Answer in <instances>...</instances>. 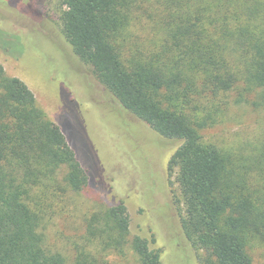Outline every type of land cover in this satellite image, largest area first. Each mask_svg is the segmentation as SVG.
Returning <instances> with one entry per match:
<instances>
[{
	"label": "trees",
	"instance_id": "trees-1",
	"mask_svg": "<svg viewBox=\"0 0 264 264\" xmlns=\"http://www.w3.org/2000/svg\"><path fill=\"white\" fill-rule=\"evenodd\" d=\"M57 12L118 101L182 141L168 171L200 264L264 258V132L224 147L203 137L239 109L264 110V0H58ZM89 182L62 127L0 62V264H118L128 251L164 264L161 249L130 235L125 202L81 197ZM59 222L79 231L71 254L49 241Z\"/></svg>",
	"mask_w": 264,
	"mask_h": 264
},
{
	"label": "rangeland",
	"instance_id": "rangeland-1",
	"mask_svg": "<svg viewBox=\"0 0 264 264\" xmlns=\"http://www.w3.org/2000/svg\"><path fill=\"white\" fill-rule=\"evenodd\" d=\"M57 7L58 0H0V62L7 74L27 83L67 135L90 176L81 197L90 203L125 202L130 235L161 249L164 264H200L201 252L182 228L185 207L168 171L182 141L159 134L100 82L66 39ZM237 112L234 121L203 131L204 139L224 147L264 132V110ZM53 229L47 231L49 241L71 254L68 238L79 231L60 222ZM253 256L256 264H264L259 250ZM116 263L139 264L131 251Z\"/></svg>",
	"mask_w": 264,
	"mask_h": 264
}]
</instances>
